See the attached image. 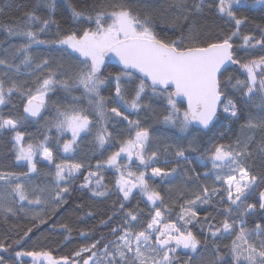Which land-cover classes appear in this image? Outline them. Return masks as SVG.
Segmentation results:
<instances>
[{
	"label": "snow or ice",
	"instance_id": "6c2138e0",
	"mask_svg": "<svg viewBox=\"0 0 264 264\" xmlns=\"http://www.w3.org/2000/svg\"><path fill=\"white\" fill-rule=\"evenodd\" d=\"M40 2L50 13L47 18L42 19L34 6L23 13L24 20L20 24L8 25L5 29L9 36L23 37L25 42L12 46L11 50L4 49L5 55L0 58L3 69L0 71V105L11 104L13 96L19 95L23 110L17 117L0 115V132L12 134L15 161L26 164L27 172L0 171V211L12 216L32 213L33 227H38L47 220L41 212L35 211L36 207L49 202L59 206L65 202L72 181L78 178L85 165L70 160L56 162L50 147L52 129H55L56 143L67 154L75 152L82 134L91 133L94 126L95 144L104 148L112 139L108 123L126 122L127 138L117 140L118 150L105 160H98L96 170L88 171L80 185L93 197H107L109 189L102 173L105 166L114 169L117 173L115 188L122 200L113 214L100 223L108 226L117 215L121 219L107 234L82 245L71 256L57 258L46 250H21L15 251L16 261L22 264L24 257H30L32 264H180L178 252L186 250L188 259L183 264H193L202 241L192 231V226L200 225L202 229L206 226V240L211 238L214 246L221 236L234 234L231 264H264V171L253 173L247 163L253 154V144L264 158V27L257 25L259 39L251 34L241 36V27L248 17L238 13L248 0H213L208 4L219 17L229 22L231 30L207 38H201L194 19L204 10L206 0H191V3L171 0L164 6H154L143 0H93L84 7H77L69 0L68 9L76 27L66 32L60 30V22L53 15L57 11L54 0ZM251 6L264 9V0H251ZM190 19L192 22L187 23ZM158 21L180 27L181 34L175 39L161 36L156 30ZM52 25L57 28L56 39H40ZM237 38L241 40L239 45ZM33 45L59 46L61 61L55 65L48 59L36 62ZM257 50L261 54H256ZM239 51L249 53L251 58L239 57ZM16 60L19 63H15ZM112 60L118 62L120 70L105 76L106 61ZM22 68L29 71H22ZM236 72L239 75L233 74ZM21 76L29 77L30 82L19 79ZM113 82L115 89L111 99L120 103L117 107H109V98L101 94L102 88ZM57 88L69 95L77 90L82 92L79 96H71L70 103L52 101L50 104L51 94ZM229 89L239 93L246 105L259 109V114L249 111L242 116L240 101ZM146 97L166 100L167 110L161 122L191 136L187 147L193 153L200 152L196 162H206L203 163L206 168L209 163L211 165L202 175L195 168L185 175L195 173L194 177H188L195 181L210 178L212 186L200 183L195 190L182 187L180 199L172 201L171 206L149 180L174 177L182 163L192 164L193 161L178 144L164 145L163 154L173 156L172 159L161 160L159 150L149 153L150 128L142 125L139 119H130L121 110L123 107L137 114L143 110L154 111L151 103L144 102ZM81 100H87L89 107H81ZM49 109L51 119L44 116ZM241 119L243 123L236 139L220 142L225 132L218 130L217 125L230 131L223 122L232 125ZM41 120L47 128L43 139L26 143V132L22 129L27 123ZM256 132L260 133L259 141ZM205 136L208 137L206 141ZM201 144L205 145L203 151ZM38 155L48 165L55 166L51 190L31 186L30 174L39 171ZM125 156L127 162L121 163ZM133 161L143 170L133 171ZM149 169L151 177L147 174ZM257 188L261 189L258 199L247 202ZM134 189H138L151 205L146 223L139 211L127 209L124 203ZM185 191H191L190 198L184 197ZM177 205L179 211L173 216ZM202 206H212L223 215L219 225L211 214L200 219ZM257 213H260L259 220L249 228L247 218ZM59 227L69 234L72 232L67 224ZM31 232L30 227L12 244L6 242L7 238L0 240V253L8 252L14 245L23 248L22 241ZM80 235L89 238L88 232L81 231ZM0 264H7L3 255H0ZM206 264H223L218 249L215 258Z\"/></svg>",
	"mask_w": 264,
	"mask_h": 264
},
{
	"label": "trees",
	"instance_id": "16d2710c",
	"mask_svg": "<svg viewBox=\"0 0 264 264\" xmlns=\"http://www.w3.org/2000/svg\"><path fill=\"white\" fill-rule=\"evenodd\" d=\"M71 3L75 4L77 7H84L86 3H92L93 0H70ZM143 2L152 4L154 6H164L167 3H170L171 0H143ZM54 3L57 6V11L53 14L55 18L60 22V30L62 32L74 30L76 25L74 24L71 18V12L68 9L69 0H54ZM191 3V0H189ZM213 3V0H206L204 10L198 15L195 16V23L197 30L200 33L201 38L214 37L215 35L221 33L222 31H230L231 26L228 21L219 17L213 8H209L208 4ZM37 6V14L41 18H47L50 14L48 9L43 6L40 0H0V8L3 9L0 12V58H3L5 53L4 49H12V46H18L21 43L25 42V38L18 36H9L6 32V26L12 24H20L24 20L23 13L28 9ZM239 15L247 16L248 20L241 27V36L245 34L254 35L257 39L260 38V32L257 28V25L264 27V9L259 7L253 8L251 6V0H248V3L244 7H240ZM190 19L187 23H191ZM185 24V31L187 27ZM35 27H39L36 25ZM157 32L166 38L175 39L181 34L180 27H170L167 23L157 22L156 25ZM57 28L56 25L50 26V28L40 35L42 40H54L56 39ZM236 43L239 45L241 40L237 38ZM33 55L36 62H39L42 59H48L51 64L55 65L57 62L61 61L62 53L59 50V47L56 45H33L32 48ZM256 54L259 53L257 50ZM238 56L244 59L251 58L249 53L239 51ZM15 63H19V60H16ZM0 71H3L0 68ZM22 71H29L28 69H23ZM119 71L113 65H106L103 70V74L106 76L109 72L115 73ZM230 71H232L230 69ZM234 75H239L238 72L233 73ZM243 79V76L240 77ZM19 79L25 80L30 78L27 76H21ZM115 84L114 82L104 88H102L101 94L107 98L109 107L120 106V103L111 97L114 96ZM232 92L231 89H229ZM82 90L73 91L71 95L66 93L60 88L55 90L54 94H51L52 101H57L60 103H70L71 96L81 95ZM234 97L240 101L239 107L241 109L242 116H246L249 111L254 115H258L260 110L253 109L251 106L246 105L240 98L239 93L232 92ZM149 96L151 93L149 92ZM130 98V96H129ZM22 98L19 95H14L11 101V104L0 105V115L4 117H17L22 113L23 105ZM146 103H151L152 109L154 111L143 110L138 114L136 112H131L128 109L121 108L122 111H125V114L129 116L130 119H139L145 127H149L152 132V139L149 141V153L152 150H159L161 155V160L172 159L171 155H164V145H181L186 149V155L189 159L193 161L192 164L182 163L181 167L178 169L174 177L165 178V180H160L159 178H151L149 180L150 184H153L162 192L165 197L166 202L169 205H172V201L180 199V189L186 187L189 190H195L199 187L200 183H206L209 187L212 186V179L204 180L203 177L201 181H195L194 179H189V176L195 175V173L189 172L188 176L185 175V172L189 169L195 168L196 172L201 173V175L208 171L211 167L210 163L208 167H204L203 163H197V158L200 155V152H191L188 150V139H191V136H188L187 133H181L178 129L173 128L170 125H165L161 122V117L166 113L167 103L164 98H153L148 100L145 98ZM12 105H16L15 108ZM81 107L88 108L87 100H81L79 102ZM90 114L93 115L92 109L89 108ZM51 109L48 112L44 113L45 118L51 119ZM224 125L231 128L230 131L226 128H221L220 125H217L218 130L224 131L225 135L220 142L228 143L236 139L237 134L240 131V124L243 123V119L237 121L235 124L229 125L228 121L223 122ZM44 121L41 120L39 123H27L22 129L26 132L25 142H36L43 139L44 134L47 132V128L43 126ZM109 131L112 132L111 141L104 146V148H99L96 146L94 137H95V126L93 131L88 134H82V138L79 142V147L73 153H63L60 149V145L56 143L55 140V129H52L50 135L52 139L50 140V147L53 150L54 157L57 163L61 160H70L75 162H80L85 165L84 169L81 170V173L78 174V178L72 181L70 185L69 193L65 194V202L57 206L55 203H46L43 206L35 208V211L41 212V215L47 223L40 224L38 227H33V221L31 219L32 213H29L27 216L23 213H19L16 216L0 211V240H5L9 244H12L15 240L19 239L20 236H23L24 232L28 228H32V232L29 233V236L22 241L23 248L19 246H13V249H10L8 252L0 253L3 255L7 264H21L15 259V251H31V250H46L50 251L53 256H71L72 253L78 250L82 245H86L92 242L93 239L99 238L102 234H107L111 226H115L120 223L121 216L117 215L108 226L101 225V220H107V218L113 214L116 208L119 207V203L122 200V195L115 188V180L117 173L114 169L105 167L103 170L104 183L109 189V195L107 197H93L91 192L87 189H82L80 187L83 182L84 175L88 171H95V165L98 160H105L108 155L112 152L117 151L119 144L117 140L126 139L128 136V128L126 122L119 125H113L111 122L108 123ZM191 131V129H190ZM11 133L0 132V171H13V172H27V166L24 163L18 164L15 161V155L12 151V140ZM211 135V134H209ZM181 137H187V139H180ZM206 141L207 136L203 137ZM256 140H260V133L256 132ZM63 143L61 140L60 144ZM205 145L201 144V151H203ZM252 156L248 159L247 163L251 167L253 173L260 174L264 171V158L261 157V154L256 151V144L251 146ZM37 167L39 171L37 173L30 174V182L32 187H47L52 189L54 187L53 175L55 172L54 165L45 164L40 160V156H37ZM123 163V162H121ZM91 166V167H89ZM171 165H169L170 167ZM132 170L140 171L135 163L132 165ZM51 173V174H49ZM148 176L151 177L150 169L148 170ZM264 187V186H262ZM260 188H257L256 192L248 198L247 202H255L258 197ZM185 198L191 197V191L184 192ZM50 199V198H49ZM218 199V198H217ZM182 202V201H181ZM127 209H132L134 211H139L141 218L146 223V218L149 217V212L151 205H149L146 200L141 196L140 192L133 191V194L130 196L128 201L124 202ZM33 207V206H28ZM179 211L178 205L175 207V213ZM91 212L92 215H88ZM206 214H211L216 217L215 223H219L223 220V215L218 214L212 206H202L199 210V217L203 220V217ZM260 218V213H257L255 216L248 217L247 226L249 228L254 227V223L257 222ZM61 224H67L72 229L71 234L61 229L59 226ZM81 231L89 233V238L82 237L80 235ZM192 231H194L198 238L202 241L200 252L195 254V259L193 264H206V261L215 258L217 249L219 254L223 256V264H231V253L230 247L232 240L234 239V234L224 235L215 241V246L211 238L206 240L207 229L206 226L202 229L200 225L192 226ZM67 237V239H66ZM206 241V242H205ZM178 258L180 264H183L185 260L188 259V256L185 255V252H178ZM30 260L23 258L22 264H29Z\"/></svg>",
	"mask_w": 264,
	"mask_h": 264
},
{
	"label": "rangeland",
	"instance_id": "374dc122",
	"mask_svg": "<svg viewBox=\"0 0 264 264\" xmlns=\"http://www.w3.org/2000/svg\"><path fill=\"white\" fill-rule=\"evenodd\" d=\"M59 47V46H58ZM37 158V157H36ZM40 160L42 161V162H44L45 164H47V162L46 161H43L42 159H41V157H40ZM121 162H123V163H126L127 162V157L125 156V157H123V159L121 160ZM23 163V162H22ZM133 163H134V161H133ZM106 167V166H105ZM139 168V167H138ZM139 169H141L140 171H142L143 170V168H139ZM133 171H135V170H133ZM138 189H134L133 191H137ZM139 191V190H138ZM186 250H180V252H185ZM25 258H27V259H29L30 260V263L29 264H32V262H31V258L30 257H25Z\"/></svg>",
	"mask_w": 264,
	"mask_h": 264
},
{
	"label": "water",
	"instance_id": "95a60500",
	"mask_svg": "<svg viewBox=\"0 0 264 264\" xmlns=\"http://www.w3.org/2000/svg\"><path fill=\"white\" fill-rule=\"evenodd\" d=\"M106 65H113L115 68H117L118 70H120V65H119L118 62H116L115 60H112V61H106ZM135 162H136L137 166L140 167V166L138 165V162H137V161H135ZM257 199H258V197H257Z\"/></svg>",
	"mask_w": 264,
	"mask_h": 264
}]
</instances>
